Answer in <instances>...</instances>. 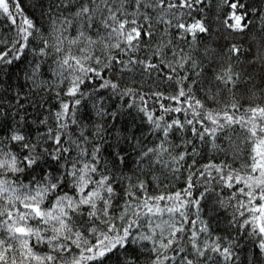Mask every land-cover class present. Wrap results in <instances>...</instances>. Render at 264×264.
I'll return each instance as SVG.
<instances>
[{"label": "snow or ice", "instance_id": "6c2138e0", "mask_svg": "<svg viewBox=\"0 0 264 264\" xmlns=\"http://www.w3.org/2000/svg\"><path fill=\"white\" fill-rule=\"evenodd\" d=\"M0 264H264V0H0Z\"/></svg>", "mask_w": 264, "mask_h": 264}, {"label": "trees", "instance_id": "16d2710c", "mask_svg": "<svg viewBox=\"0 0 264 264\" xmlns=\"http://www.w3.org/2000/svg\"><path fill=\"white\" fill-rule=\"evenodd\" d=\"M27 2V0H25V3Z\"/></svg>", "mask_w": 264, "mask_h": 264}]
</instances>
